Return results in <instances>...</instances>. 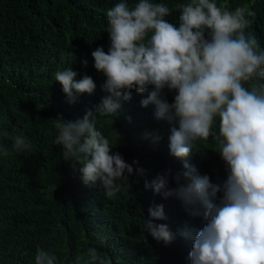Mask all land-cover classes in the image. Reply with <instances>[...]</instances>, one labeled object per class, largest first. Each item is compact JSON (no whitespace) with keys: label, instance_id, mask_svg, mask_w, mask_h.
Instances as JSON below:
<instances>
[{"label":"clouds","instance_id":"1","mask_svg":"<svg viewBox=\"0 0 264 264\" xmlns=\"http://www.w3.org/2000/svg\"><path fill=\"white\" fill-rule=\"evenodd\" d=\"M173 10L152 0L133 5L120 0L107 10L110 47L92 52L107 95L81 119L56 117L53 143L61 147L66 161L79 165L85 185L99 184L107 199H115L130 190L134 171L142 175L144 169L112 151L121 134L113 129V143L97 129L96 120L114 118L121 99L130 101L133 91L143 94L151 87L140 104L153 105L155 118L172 125L170 155L184 162L186 183H180L177 173V186L171 187L167 170L145 181V188L164 199L174 197L190 217L204 219L203 228L180 233L195 234L191 264H264V49L249 19L256 14L248 6L230 11L215 0H188L175 6L180 13L177 27L166 19ZM54 75L70 104L96 89L92 77L85 74L77 80L79 74L71 67ZM166 89L176 93L171 103L163 95ZM2 135L11 147L0 142V157L31 151L32 143L23 133L14 129ZM210 136L226 164L222 183H212L187 162L197 141ZM148 214L144 226L150 235L171 244L176 234L167 224L154 222L167 220L164 205L153 203ZM87 258V264H113L95 247L87 249ZM35 264H58V258L37 246Z\"/></svg>","mask_w":264,"mask_h":264},{"label":"trees","instance_id":"2","mask_svg":"<svg viewBox=\"0 0 264 264\" xmlns=\"http://www.w3.org/2000/svg\"><path fill=\"white\" fill-rule=\"evenodd\" d=\"M119 2L0 0V142L11 147L2 133L15 129L32 143L31 151L0 157V264H35L37 246L55 253L58 264H87L89 247L110 257L113 264H191L195 234L180 233L203 228L204 219L190 217L174 197L164 199L145 188V181L167 170H171V187L177 186L173 179L177 173L180 183H186L184 162L170 155L172 125L155 118L153 105L144 108L140 104L151 87L143 94L133 91L130 101L121 99L114 118L98 116L96 120L97 129L113 143V129L121 134L112 151L121 153L129 164L138 161L144 169L142 175L134 171L129 177V191L107 199L99 184L83 183L79 165L66 161L61 147L53 143L56 117L81 119L107 95L101 87L105 77L94 68L92 52L97 47L108 51L106 13ZM127 2L133 5L138 0ZM152 2L174 9L166 19L179 27L175 6L188 0ZM215 2L230 11L242 6L254 11L250 30L264 49V0ZM70 67L78 72L77 80L86 74L96 83L93 94H80L72 104L54 75ZM175 94L167 89L163 93L170 103ZM217 125L214 130L218 132ZM219 151L210 136L197 141L187 162L212 183H222L226 164ZM153 203L163 204L167 216L154 222L167 224L176 234L169 245L157 242L144 226Z\"/></svg>","mask_w":264,"mask_h":264}]
</instances>
